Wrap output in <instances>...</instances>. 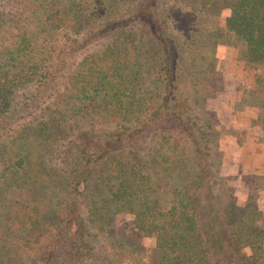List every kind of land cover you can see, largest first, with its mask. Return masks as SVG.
<instances>
[{
    "label": "trees",
    "instance_id": "1",
    "mask_svg": "<svg viewBox=\"0 0 264 264\" xmlns=\"http://www.w3.org/2000/svg\"><path fill=\"white\" fill-rule=\"evenodd\" d=\"M12 1L19 15L0 13V264H95L90 237L115 239L121 215L158 235L155 264H222L212 256L215 229L199 223L210 152L191 111L221 87L216 51L226 32L249 63H264V0H224L223 30L211 24L221 16L215 0H189L190 8H164L166 0ZM180 24L190 66H203L195 68L201 82L189 83L192 97L170 32ZM132 28L155 45L151 64L139 58L133 34L123 38ZM99 44L65 76L70 58ZM256 83L264 91V77ZM154 137L158 146L148 149ZM227 207L229 264H264V212L249 200L238 216L233 197ZM130 241L112 242L114 257Z\"/></svg>",
    "mask_w": 264,
    "mask_h": 264
},
{
    "label": "rangeland",
    "instance_id": "2",
    "mask_svg": "<svg viewBox=\"0 0 264 264\" xmlns=\"http://www.w3.org/2000/svg\"><path fill=\"white\" fill-rule=\"evenodd\" d=\"M196 1L195 6H201V1ZM174 3L187 8H190L189 5L194 6L189 0H166L164 8ZM214 3L215 7H213ZM214 3L210 6L221 16L215 18L211 24L214 30H223L226 26L228 10H221L225 4L224 0H215ZM17 7L12 0H0V13L11 15L12 20L19 15ZM175 22L177 23L178 19ZM6 26L11 32L7 36L11 37L17 32L16 25L12 21L9 20ZM186 30V25L182 24L177 25V29L170 28L171 37L179 46L183 58V82L188 86L187 90H184L185 95L192 97L194 92L191 91L189 83L191 79L201 82L203 73L195 68L201 66L200 69H203V66L200 63H197L196 67L190 66L191 53L183 39ZM132 34L139 47V58L148 64L157 60V49L147 32L140 28H132L123 32V38ZM218 40L216 81L221 87L210 89V97L201 105H193L191 117L197 121L198 138L205 143L206 149L210 152V156L206 158L207 170L202 172L204 188L201 189L198 207L200 227L201 230L215 229L217 237L214 239L216 245H211L212 256L222 264H229L234 260L235 255L229 249L228 230L222 226L230 198L235 199L238 216L249 200L256 210L264 212V142H262L263 132L259 121L261 110L257 108L262 101L264 91L256 83L258 77H264V63H249L244 57L241 44L233 40L229 33L226 32L225 36ZM107 43L109 42L102 44ZM102 44L70 58L65 76L71 74L75 65L88 52L100 49ZM22 92L24 93V90ZM192 104H195L194 100ZM157 140L159 139L156 137L150 139L148 149H156ZM136 152L142 158L146 154L141 150ZM89 199L85 197L82 202ZM88 227L90 234L94 236L96 231L90 225ZM113 229L117 236L115 239L106 233L100 234L98 238L90 237L93 252L96 254L93 261L95 264H155L157 234L139 232L135 229L132 217L127 215L118 216ZM129 235L131 241L123 252L127 257L120 258L123 254L114 257L120 251H112L111 243ZM217 238L226 240L224 249Z\"/></svg>",
    "mask_w": 264,
    "mask_h": 264
}]
</instances>
